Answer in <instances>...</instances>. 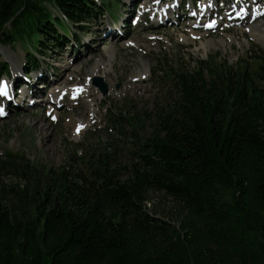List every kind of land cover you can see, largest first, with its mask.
Masks as SVG:
<instances>
[{"label":"trees","instance_id":"trees-1","mask_svg":"<svg viewBox=\"0 0 264 264\" xmlns=\"http://www.w3.org/2000/svg\"><path fill=\"white\" fill-rule=\"evenodd\" d=\"M101 3L0 0V45L28 40L35 67L36 51L88 33ZM253 60L173 73V96L146 135L139 117L110 112L135 139L127 164L106 148L57 168L0 154V264H264V58ZM155 192L177 212H153Z\"/></svg>","mask_w":264,"mask_h":264},{"label":"rangeland","instance_id":"rangeland-1","mask_svg":"<svg viewBox=\"0 0 264 264\" xmlns=\"http://www.w3.org/2000/svg\"><path fill=\"white\" fill-rule=\"evenodd\" d=\"M94 1L103 2L106 9L97 22L90 24L91 30L77 31V43L75 37H69L71 45L54 50L48 46L41 52L34 49L37 67H31L27 59L28 40L0 45V62L8 67L5 70L0 66V83L6 76L13 83L27 76L25 88L29 91L23 93V99L16 95L5 116H0V154L21 153L36 165L57 168L71 153H99L106 148L115 164H127L133 159L130 151L135 139L118 134L115 124L110 123V112L139 117V133L146 135L173 96L170 77L176 71L190 70L196 61L205 59L231 64L241 58L249 60L254 68L257 64L253 59L264 58V6L260 8L264 0H240L250 10L260 9L258 17L247 12L242 20L221 21L207 30L201 27L206 15H196L201 3L207 5L209 0H177L179 6L173 9L177 13H169L159 25H153L158 21L153 18L157 7L173 6L176 0H118L122 5L116 0ZM135 1L140 3L135 5ZM213 2L218 13L221 8H231L235 1ZM108 28L119 29L122 35L112 40L105 36ZM111 46L115 47L114 54ZM95 75L102 76L108 85L105 96L91 84ZM261 84L264 86V81ZM73 86L83 88L77 98L73 95L74 102L67 92L47 99L58 88ZM36 87L40 90L35 92L37 102L30 103V92ZM79 124H84V129ZM132 124L128 120L123 123L127 136L134 132ZM147 206L157 213L178 210L175 202L157 192L151 193Z\"/></svg>","mask_w":264,"mask_h":264},{"label":"bare ground","instance_id":"bare-ground-1","mask_svg":"<svg viewBox=\"0 0 264 264\" xmlns=\"http://www.w3.org/2000/svg\"><path fill=\"white\" fill-rule=\"evenodd\" d=\"M177 1V0H176ZM204 2V1H203ZM202 2V3H203ZM201 3V5H200V7H199V12H202L204 15H208V14H210V11H212V13H215L216 12V9H215V7H216V5H215V3L213 2V0H209V3L206 5L205 3L204 4H202ZM172 4H170V5H168V6H166V7H163V8H159V7H157V11L155 12V14L153 15V18H154V20H159V21H162L161 19H164V18H166L167 19V16H168V14L170 13V14H172L173 13V9H174V6H171ZM264 6V4H262V6H260V8H262ZM172 7V8H171ZM177 6H175V8H176ZM236 10H238V11H241V13L243 14V13H245L246 12V9H245V7L242 5V4H238L237 6H236ZM170 9V10H169ZM192 9H194V8H192ZM164 10H167L168 12H166V13H163V11ZM199 12H198V15H199ZM228 12V10H226V13ZM262 14V12L260 11V9L258 10V9H256V8H253L252 10H250V16L251 15H253L254 17H258L259 15H261ZM264 14V13H263ZM203 15V16H204ZM169 18V17H168ZM172 18H174V17H172ZM201 20V19H200ZM218 20L219 21H222L221 20V18H219L218 17ZM211 21H213V20H207V22L208 23H211ZM230 22L232 21V20H229ZM199 22H201V21H199ZM216 23V22H215ZM214 23V24H215ZM202 24V23H201ZM123 25H121L120 27H122ZM203 29H205L206 30V28H203ZM108 30V32H107V34L105 35V36H109V37H111L112 38V40H117L118 39V37L120 36V35H122L120 32H119V29L118 30H114L113 28H108L107 29ZM110 49H111V51H112V54H114V52H115V47H110ZM110 65V64H109ZM111 66V65H110ZM141 75V74H140ZM51 84H52V82H51ZM68 89H69V91H68ZM58 91L57 92H51L50 94H49V96H48V100H53V95H60V94H62V93H65V92H67V94L68 95H72L71 96V101L72 102H74L73 101V99H74V96L77 98L78 97V95H80L82 92H83V88H81V87H77V86H73V87H71V88H64V87H60V88H58L57 89ZM32 91H34V92H30V94H31V100H30V103H33V102H37V101H34V100H36L37 98H34V97H38V95L36 94V93H38V92H40V90L38 89V87H36V88H34V89H32ZM26 92L29 94V91L28 90H26ZM36 92V93H35ZM74 95V96H73ZM16 96V94H12V96L11 95H8V98H5V99H3V101L1 102V108L3 107V106H5V109H7V107H8V104L10 103V101H12L13 100V98ZM17 97L18 98H21V99H23V94H22V91H20V92H18V94H17ZM55 99V98H54ZM4 111H6V110H4ZM79 126L81 127V129H84V124H79ZM77 127V126H76Z\"/></svg>","mask_w":264,"mask_h":264},{"label":"water","instance_id":"water-1","mask_svg":"<svg viewBox=\"0 0 264 264\" xmlns=\"http://www.w3.org/2000/svg\"><path fill=\"white\" fill-rule=\"evenodd\" d=\"M92 85H94L102 95H106L108 92V85L104 79L100 76H93L91 79Z\"/></svg>","mask_w":264,"mask_h":264},{"label":"snow or ice","instance_id":"snow-or-ice-1","mask_svg":"<svg viewBox=\"0 0 264 264\" xmlns=\"http://www.w3.org/2000/svg\"><path fill=\"white\" fill-rule=\"evenodd\" d=\"M157 2H159V0H157ZM0 93H2L3 95H5V96H7V84H6V82L2 85V86H0ZM0 112H2V109H0ZM53 118H55V117H53Z\"/></svg>","mask_w":264,"mask_h":264}]
</instances>
